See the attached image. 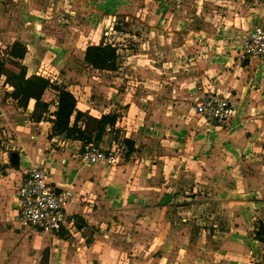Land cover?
<instances>
[{
	"label": "crops",
	"instance_id": "1",
	"mask_svg": "<svg viewBox=\"0 0 264 264\" xmlns=\"http://www.w3.org/2000/svg\"><path fill=\"white\" fill-rule=\"evenodd\" d=\"M49 1L21 0L30 13L32 5L43 13ZM72 2L79 11L95 9L90 0L85 9ZM52 3L46 10L56 9ZM231 4L151 0L150 11L137 9L151 36L146 33L145 42L142 38L133 48L118 49L121 68L102 75L94 71L87 88L77 85L80 72L65 71L69 57L56 59L42 47L46 26L33 24L0 39L1 49L13 41L26 45L27 76L51 77L67 88L78 99L77 111L94 118L122 115L97 142L95 134L85 144L54 136L50 122L32 123L35 102L26 112L18 108L6 97L12 89L2 88L0 80V139L19 147L21 154L19 167H12L0 143V264H142L146 250L133 246L141 233L119 232L141 230L145 211L156 222L165 213L168 233L182 229L189 241L200 233L196 254H187L190 261L199 260L196 264H264L259 252L264 234L258 235L264 224V62L242 58L247 32L264 29V0ZM101 12L110 21L111 7ZM116 33L128 44V33ZM207 93L237 103L243 118L221 127L205 125L193 105ZM126 141L135 151L118 168L91 166L78 158L89 145L108 152ZM34 164L46 168L56 186L73 193L67 214L74 223L59 234L37 231L27 238L11 224L17 190Z\"/></svg>",
	"mask_w": 264,
	"mask_h": 264
},
{
	"label": "rangeland",
	"instance_id": "2",
	"mask_svg": "<svg viewBox=\"0 0 264 264\" xmlns=\"http://www.w3.org/2000/svg\"><path fill=\"white\" fill-rule=\"evenodd\" d=\"M72 1L73 0H50L49 4L43 3L45 6V8H42L43 13H38V9L32 5L30 13V9L27 10V8L22 5L21 0H1L0 22H3L4 26L0 28V35H2V33L5 34L1 36L0 39H2V37L3 40L10 39L15 33L19 34V31L30 29L33 24H42L46 26V28L43 29V35H45L44 42L41 43L39 41L41 45L43 44L42 47H44L47 54L53 51L56 59L59 55L69 57L68 59L70 60L64 65L65 71L80 72L77 85L81 88H87L93 75L92 73L98 70L82 63V54L86 47L92 45V43H94L93 45H97L102 42H109L113 46H116L117 49H129L133 48V45L138 43L139 39L143 38V42H145L144 39L147 37L146 33H149L151 36V30L147 25H143L141 16L137 14V9L142 8L144 12L150 11L152 5L151 0H90L95 9H90V11L81 9L79 11ZM226 1L232 2V7H235L236 4H242L244 6L243 3L245 1L247 2V0ZM75 2L83 9L87 7V0H75ZM51 3L56 5V9L46 10L51 6ZM104 6L111 7L112 15L110 21L104 20V14L101 12ZM57 10H66L68 12L61 14L60 12L58 13ZM128 17L131 18L128 19ZM124 20L128 21L125 22ZM148 24L150 25V23ZM94 28L95 32L91 35ZM117 29L129 34L128 44H126L127 38L121 36L120 33H116L118 31ZM77 32L78 34H76L75 37V33ZM106 32H110L111 36L108 35L106 37ZM18 37L21 38L20 36ZM148 39H150V37H148ZM242 41H244V38ZM140 51L141 48L135 53ZM5 52V48L2 46V49L0 48V57H4ZM97 73L102 75L100 71ZM242 110L239 107V116L236 119L243 118L244 111ZM119 115L121 118L122 115L120 113ZM124 145L127 148V145ZM164 176L166 180L167 175ZM214 193V191L211 193L213 199L215 198ZM166 200H169V198L167 197ZM213 209H216L215 206ZM180 214L183 215L184 212L180 210ZM140 215L145 221L143 224L139 223L142 227L141 230H137L135 227L132 230L127 228L123 230L121 228V232L119 233H141L133 246H139V249L142 251L146 250V253L141 255L142 264H183L185 261L186 263L196 264L199 262V260L196 259L190 261L187 259V254L190 255L191 252L196 254L197 250H195V246L199 243L198 237L200 233H193V235L195 234L196 236H193L192 240L189 241V233H185L182 229H179L177 232L168 233L165 213H160L157 217L159 220L158 222H156L152 216L148 215L147 211L143 214L140 213ZM125 224L124 222V225ZM127 227L130 228L128 225ZM35 230L36 229H29L28 231L20 230V232L28 238L38 231ZM38 232L42 233L41 231ZM205 235L208 239L212 237L211 234ZM120 237H122V235ZM44 241L46 243L50 242V240L46 238ZM212 241L215 240L212 238ZM128 245H132V242ZM133 255L134 252H132L129 257L131 258ZM261 261L264 262L262 258ZM79 263L83 264L82 261H79Z\"/></svg>",
	"mask_w": 264,
	"mask_h": 264
},
{
	"label": "trees",
	"instance_id": "3",
	"mask_svg": "<svg viewBox=\"0 0 264 264\" xmlns=\"http://www.w3.org/2000/svg\"><path fill=\"white\" fill-rule=\"evenodd\" d=\"M5 50L4 57H0L2 88L12 89L11 93H6V97L11 98L17 107L25 112L29 102L32 100L35 102L34 110L30 114L32 123L50 122L52 135H65L68 140L81 141L84 144L90 141L93 134L97 142L108 129L115 128L120 119L117 113L100 118L81 113L77 111L76 95L67 88L42 75L28 77L27 67L24 65L28 53L26 45L13 41ZM122 61L116 46L109 42L88 46L84 55V63L98 71L116 72L121 68ZM52 108L56 110L51 112ZM74 114L75 119L72 122ZM84 120V128L79 127L80 122ZM3 142L0 139V143ZM126 145L129 156L135 151L134 144L126 141ZM75 225L80 229L85 226L80 222H76ZM259 227L258 235L263 236L264 224L261 223ZM259 240L263 242L264 237H260Z\"/></svg>",
	"mask_w": 264,
	"mask_h": 264
},
{
	"label": "built area",
	"instance_id": "4",
	"mask_svg": "<svg viewBox=\"0 0 264 264\" xmlns=\"http://www.w3.org/2000/svg\"><path fill=\"white\" fill-rule=\"evenodd\" d=\"M111 36L106 32L105 36ZM242 58L264 62V29L254 28L243 41ZM193 111L205 125L225 126L239 116V105L222 96L207 93L199 97ZM106 152L98 147H85L78 158L91 166L118 167L128 160V147L118 143ZM73 193L67 188H59L50 181L49 172L39 164L32 165L21 186L17 190L18 208L11 224L21 231L36 229L46 234H59L70 222L67 209ZM264 261V241L260 244Z\"/></svg>",
	"mask_w": 264,
	"mask_h": 264
},
{
	"label": "water",
	"instance_id": "5",
	"mask_svg": "<svg viewBox=\"0 0 264 264\" xmlns=\"http://www.w3.org/2000/svg\"><path fill=\"white\" fill-rule=\"evenodd\" d=\"M3 147H5L6 151L8 152V157H9V164L17 168L19 167V162H20V149L17 146L11 145V144H2Z\"/></svg>",
	"mask_w": 264,
	"mask_h": 264
}]
</instances>
